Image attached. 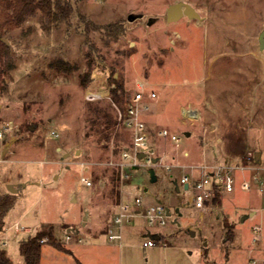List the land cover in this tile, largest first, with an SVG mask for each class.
I'll return each mask as SVG.
<instances>
[{"label": "rangeland", "instance_id": "374dc122", "mask_svg": "<svg viewBox=\"0 0 264 264\" xmlns=\"http://www.w3.org/2000/svg\"><path fill=\"white\" fill-rule=\"evenodd\" d=\"M68 1V21L43 26L29 19L6 35L14 60L0 91V127L12 124L0 140V200L11 204L0 232V243L9 241L7 254L21 264V243L51 226L70 254L44 244L43 264H245L251 253L264 264V194L251 178H264V48H258L264 0ZM177 2L192 6L201 19L167 22V7ZM86 24L93 28L86 31ZM111 24L124 30L118 39L103 37L101 28ZM55 61L74 69L57 72ZM89 70L91 80L81 87L78 77ZM111 73L127 99L138 80L157 95L144 116L155 164L148 155L131 166L123 159L131 138L120 125L116 153L113 138L102 142L103 149L89 130L86 107L110 102ZM102 87L110 88L109 99H84L87 90ZM185 108L196 118L184 119ZM160 130L178 143L158 138ZM200 164L219 168L223 180L227 166L246 168L230 171L233 191L225 193L221 184L218 201L203 214L187 204L179 185L189 167ZM244 180L250 191L241 189ZM134 196L143 205L162 204L169 216L163 226L131 219L121 227L119 247L108 240L110 231L118 232L113 215ZM15 224L31 232L16 233ZM147 231L160 239L144 248Z\"/></svg>", "mask_w": 264, "mask_h": 264}, {"label": "built area", "instance_id": "2783aa9c", "mask_svg": "<svg viewBox=\"0 0 264 264\" xmlns=\"http://www.w3.org/2000/svg\"><path fill=\"white\" fill-rule=\"evenodd\" d=\"M92 78H95V74H92ZM103 88V87H102ZM99 88L95 90H87L84 95V99L88 102H96L104 98L109 99V87ZM157 95L154 90L150 89L148 83L143 81L135 82L134 92L129 96L123 109L117 108L116 119L118 125L121 126L125 131L128 132L131 138V147L122 150L123 159H129L130 166L133 164L132 161H136L137 156L140 154L148 155V162L153 159V150L149 147L148 141V130L144 121L145 113L149 110V104L156 99ZM182 116L184 119L193 120L195 114L185 108L182 110ZM12 130V124L6 123L0 127V140L5 132ZM158 135L162 138H168L175 144L178 143L179 139L175 135H170L166 130H160ZM159 160L156 159V163ZM132 163V164H131ZM123 168V167H122ZM167 171L171 169V166L165 167ZM197 169L199 171L198 178L194 177L193 171ZM229 170L226 173L224 180L220 177L219 168L213 169L205 164L199 166H190V172L187 175H183L179 179V185L189 195V204L194 205L202 214L207 212V206L215 196V192L219 193L220 186L223 184V190L225 193H231L233 191V180L231 177V170L243 171L245 167H232L227 166ZM252 181L256 184L259 193L264 194V178L259 177L257 174L251 176ZM80 183L85 187H90L91 182L84 177L80 178ZM216 186V188H215ZM251 183L244 180L241 189L244 191L251 190ZM146 192V191H145ZM142 204V197L134 196L133 203L120 202L115 209L113 215V224L117 228L118 232H109L108 240L110 242H116L117 245H121L122 234L121 227L123 224L129 223L133 218H143L146 220L148 225L158 224L163 226L165 219L168 217L167 211L162 204H151L143 210H138ZM14 231L16 233L25 231L20 228L17 224L14 225ZM259 227H254L253 232L258 233ZM70 238L66 237V241ZM41 242H44L42 240ZM156 241L148 239L142 243V246L152 247ZM9 245L8 240H4L1 243L0 249L5 251V248ZM257 259L253 253H251L245 264H257Z\"/></svg>", "mask_w": 264, "mask_h": 264}, {"label": "trees", "instance_id": "16d2710c", "mask_svg": "<svg viewBox=\"0 0 264 264\" xmlns=\"http://www.w3.org/2000/svg\"><path fill=\"white\" fill-rule=\"evenodd\" d=\"M72 14L73 7L68 0H0V91L3 89V76L14 68L11 47L8 43L3 42V39L6 40V35L20 28L29 19L38 18L43 26H50L52 23L68 21ZM89 26L93 28L90 24H86V31L90 28ZM101 29L103 37L107 39H118L124 33L123 28L119 24L107 25ZM51 68L63 73H70L74 69L63 61H55ZM90 70L78 77L81 87H85L91 80ZM109 80L114 85V88L110 90V102H106L103 105L100 103L88 104L85 119L89 124V130L96 137L95 141L97 144L108 142L112 138L116 141V149L114 151L116 153L119 150L117 141L120 136L115 130V126L118 123L113 105L118 106L122 110V105L127 101V94L122 83L113 78V73L110 74ZM102 148L107 149L103 144ZM213 201H218L217 191ZM10 207V203L0 200V232L3 230V217ZM42 240L44 242H41ZM44 244L70 254L69 250L55 240L53 228L49 226L37 231L21 243V264H39L41 248ZM0 264H14L1 249Z\"/></svg>", "mask_w": 264, "mask_h": 264}, {"label": "water", "instance_id": "95a60500", "mask_svg": "<svg viewBox=\"0 0 264 264\" xmlns=\"http://www.w3.org/2000/svg\"><path fill=\"white\" fill-rule=\"evenodd\" d=\"M182 17H186L188 19H195V20H200V16L199 14L195 11V9L190 6L187 3H183V2H177L174 4H171L167 7L166 10V21L167 22H175L177 21L179 18ZM3 42H6L3 39ZM258 48L261 50L262 48H264V32H261L259 37H258ZM185 137H189V133H184ZM145 158V154H140L137 156V159H143ZM254 160L257 164L260 163V153H255L254 154ZM151 164H155L156 163V159H151L150 160ZM150 175V182L154 183L156 181V177L153 171L149 172ZM7 189L11 192V193H15L16 191L13 189V187L11 185H7ZM167 211V215L169 216L168 210ZM191 235H194V232L190 231ZM157 238V237H156Z\"/></svg>", "mask_w": 264, "mask_h": 264}, {"label": "crops", "instance_id": "0c3cea01", "mask_svg": "<svg viewBox=\"0 0 264 264\" xmlns=\"http://www.w3.org/2000/svg\"><path fill=\"white\" fill-rule=\"evenodd\" d=\"M158 133H159V131L157 132V137L159 136L158 135ZM159 138V137H158ZM152 149V148H151ZM153 150V153H154V149H152ZM162 157V156H161ZM160 157V158H161ZM185 157H187L186 155H185ZM155 159V158H154ZM201 165V164H200ZM199 166V165H198ZM195 167V166H194ZM194 173V177L195 178H198V176L199 175H197V173H195V172H193ZM249 177H245V179H248ZM5 184L7 185V182H5ZM219 193H220V190H219ZM218 193V194H219ZM213 200V199H212ZM122 202H127V203H130L129 201H126V200H124V201H122ZM212 202V201H211ZM210 202V203H211ZM209 203V204H210ZM187 204H189V203H187ZM208 204V205H209ZM148 205H151V204H146V205H143V202H142V204H141V206L138 208V210H143V209H145ZM6 215V214H5ZM250 215H254V213H252V214H250ZM5 217V216H4ZM4 217H3V219H4ZM2 222H3V229H4V221L2 220ZM47 227H49V226H47ZM47 227H44V228H47ZM23 229H25V231H22V232H24V233H30L31 231L28 229V228H23ZM43 229V228H42ZM114 229H116V228H114ZM39 231V230H38ZM116 231V230H115ZM37 232V231H36ZM35 232V233H36ZM34 233V234H35ZM145 236H147L148 238H147V240L148 239H151V237H152V235L147 231V233H146V235ZM157 237V238H156ZM153 238L155 239V241L156 240H159L160 239V236L159 235H153ZM154 239H151V240H154ZM69 241V240H68ZM68 241H65V243H66V246H68V245H70V243H68ZM1 244V243H0ZM76 244V243H75ZM117 245V244H116ZM117 246H119V245H117ZM121 246V245H120ZM119 246V247H120ZM64 248H65V246H63ZM66 249V248H65ZM54 250L58 253V254H61V253H64V252H62V251H59V250H57V249H55L54 248ZM5 253H6V255L12 260V258L7 254V252L6 251H4ZM51 256H50V258H52L53 259V257L54 258H60V257H58L57 255H54V254H50ZM20 257H21V252H20ZM21 260H22V258H21ZM13 261V260H12ZM14 263V262H13ZM15 264V263H14ZM39 264H43V262H42V253L40 254V261H39Z\"/></svg>", "mask_w": 264, "mask_h": 264}, {"label": "bare ground", "instance_id": "6f19581e", "mask_svg": "<svg viewBox=\"0 0 264 264\" xmlns=\"http://www.w3.org/2000/svg\"><path fill=\"white\" fill-rule=\"evenodd\" d=\"M196 116V115H195Z\"/></svg>", "mask_w": 264, "mask_h": 264}]
</instances>
